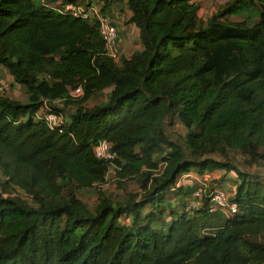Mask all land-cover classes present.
<instances>
[{"label": "trees", "instance_id": "trees-1", "mask_svg": "<svg viewBox=\"0 0 264 264\" xmlns=\"http://www.w3.org/2000/svg\"><path fill=\"white\" fill-rule=\"evenodd\" d=\"M59 2L81 0H0V66L12 78L0 88V187L29 198L0 189V264H264V180L223 161L230 150L246 167L264 159V0H227L205 20L194 0H125L121 22L141 48L117 59L93 20L56 11ZM78 83L82 95L68 97ZM18 86L23 100L8 95ZM44 104L73 110L50 130L34 118ZM168 119L185 130L179 142ZM100 141L113 167L92 154ZM109 168L116 187L136 178L138 192L104 195ZM215 171L218 183L235 173L236 213L162 216L168 195L187 194L171 189L177 176ZM90 188L93 209L76 193Z\"/></svg>", "mask_w": 264, "mask_h": 264}, {"label": "built area", "instance_id": "built-area-1", "mask_svg": "<svg viewBox=\"0 0 264 264\" xmlns=\"http://www.w3.org/2000/svg\"><path fill=\"white\" fill-rule=\"evenodd\" d=\"M198 3V0H194ZM55 10L58 12H67L72 17L88 18L93 20L97 26V31L103 42V53L112 59H117L119 50V36L118 28L112 21L109 12L103 9V0H81L78 3H57ZM6 88L3 86L0 77V88ZM82 95V88L78 83L74 88L68 91V97H76ZM60 99H55L53 102L58 103ZM45 112L39 119L42 120L48 129L54 130L59 128L64 123V116L61 113L51 111L46 104L43 105ZM60 131V129H57ZM110 144L106 141H100L92 147V154L96 158L103 159L110 164V160L114 158V152L109 151ZM112 166V165H111ZM163 164L159 162L157 169L160 170ZM113 167V166H112ZM110 171V168L105 173V176ZM112 175V174H111ZM208 176L204 175L201 178H197L191 172L181 174L176 177L174 186L171 189H175L179 186L184 187L187 190V198L184 202V210L192 212L200 208H205L208 212H220L225 216H231L236 213L237 206L234 202L229 201L228 193L224 192L221 188H212V184L209 183ZM113 180V178H111ZM107 184V181L101 184ZM196 184H200L196 185Z\"/></svg>", "mask_w": 264, "mask_h": 264}, {"label": "rangeland", "instance_id": "rangeland-1", "mask_svg": "<svg viewBox=\"0 0 264 264\" xmlns=\"http://www.w3.org/2000/svg\"><path fill=\"white\" fill-rule=\"evenodd\" d=\"M198 1H202V0H198ZM225 1L227 0H205V3L200 4V10L198 11V16L202 19L205 20L207 17H209L216 9L219 5L223 4ZM250 17H252V21L249 20L248 24H250L251 22H255L256 18L254 13H250L249 14ZM246 15L245 14H241V15H237V16H230L229 18L233 21H239L242 19H245ZM136 37V36H135ZM137 39V37H136ZM120 43V42H119ZM141 47V45H140ZM131 51V49H129ZM134 52V51H133ZM0 77L2 80V84L3 86L5 85L4 81H6L7 79L9 81L12 80V78L9 77L8 72L2 68L0 66ZM7 80V83L9 82ZM6 83V84H7ZM16 92H14V95H12V99H18V100H23L25 98V94L23 91L22 87H16ZM18 93V95H17ZM106 97V95L102 92L100 94H96L95 96H91L90 98H88L86 104L91 105L93 104V102H101L104 98ZM73 105V104H72ZM70 107H61V109L63 110L62 114L64 116V119H67V114L70 112V110H73V106ZM40 114V110L38 109L34 115V118H38L39 119V115ZM40 120V119H39ZM163 130L166 134V136L168 138H170V140H173L175 142H179L181 140V136L184 133V128L177 122H169V119L165 121V123L163 124ZM261 151V150H260ZM214 158H218V156L214 155ZM245 159L246 157L243 156L242 154H240V152L236 151V150H230L228 151L227 157L223 159V161H226L232 165H234L236 168L240 169V170H250L256 174H258L263 180H264V159H258V161L256 163H253L250 167H246V163H245ZM109 176H107V184L102 186V193L104 195H106L109 199L113 200V202L116 201H121L123 199L126 198V192H138V185L139 182L137 181V179H133V180H124L125 184L121 187H116L115 184L112 182V175L111 172L108 173ZM221 174V172H217L215 174V176H219ZM197 178L199 177V175H196ZM1 178V175H0ZM222 182L218 183L217 179L215 180V182L212 184V188H221L224 190V192L230 194L233 190L234 187V181L236 180V175L233 171H228L226 173H223V175L221 176L220 179ZM1 194H3L4 196H13V197H18L21 200L24 201H29L28 196H26L22 191H20L19 189L15 188V189H11L10 188H6L5 186H1ZM96 189H88V190H77V197L81 199L82 203L89 209H93V207L96 204ZM178 194H182V193H178ZM178 194H174V196L172 195H168L167 196V200L164 204V213L162 216L166 215L167 213L170 212V205L174 202V198L175 196H177ZM183 195H180V197H182ZM188 196V195H187ZM187 198V197H186ZM185 199V197L183 198ZM145 210H149L150 209V205H145L144 206ZM225 217V216H224ZM163 217H161V222L163 223H167L170 221V218L168 217V219H166V221L164 222V220L162 219ZM208 232H210L209 229H206ZM203 232H206L203 230Z\"/></svg>", "mask_w": 264, "mask_h": 264}, {"label": "crops", "instance_id": "crops-1", "mask_svg": "<svg viewBox=\"0 0 264 264\" xmlns=\"http://www.w3.org/2000/svg\"><path fill=\"white\" fill-rule=\"evenodd\" d=\"M202 3L204 4L205 0H202L201 2L198 1L199 6ZM124 6H125V0L115 1L111 4H109V6L107 7V10H108L109 14L111 15L113 22L119 28V37H120L119 50H120V53L122 54L123 57L128 58L132 54L133 51H137L141 47H140V43H139V40L137 37V29L131 23L130 24H123L121 22V19H122L121 12L124 9ZM199 10H200V7H199L198 11ZM135 36L137 37V39ZM129 49H131V51ZM14 92H16V90L12 91L8 95L12 97V95H14ZM17 95H18V93H17ZM217 172L218 171H215L213 173L206 175L209 177V183L210 184H213L215 182V179L218 177V175L215 176V174ZM184 192H187V190L184 189ZM186 196H187V194H185L182 197H180L179 195L173 197L174 202L170 205V209H174L176 212H180L183 208ZM184 197H185V199H183ZM166 217H168V216H166ZM166 217L164 219L165 221L167 219Z\"/></svg>", "mask_w": 264, "mask_h": 264}, {"label": "clouds", "instance_id": "clouds-1", "mask_svg": "<svg viewBox=\"0 0 264 264\" xmlns=\"http://www.w3.org/2000/svg\"><path fill=\"white\" fill-rule=\"evenodd\" d=\"M107 12H108V10H107V8L105 9ZM184 206V205H183ZM191 213V212H190ZM226 217H228V216H226Z\"/></svg>", "mask_w": 264, "mask_h": 264}]
</instances>
